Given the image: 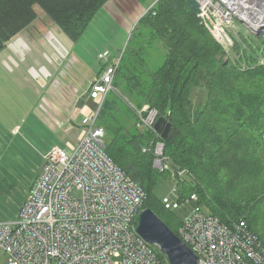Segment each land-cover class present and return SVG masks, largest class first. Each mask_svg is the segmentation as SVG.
Here are the masks:
<instances>
[{"label":"trees","instance_id":"16d2710c","mask_svg":"<svg viewBox=\"0 0 264 264\" xmlns=\"http://www.w3.org/2000/svg\"><path fill=\"white\" fill-rule=\"evenodd\" d=\"M109 1L0 0V48L37 19L36 5L77 36ZM238 36L233 61L187 0H157L119 57L108 60L119 62L97 124L109 158L143 189L141 208H151L175 234L182 219L154 192L160 173L172 177L152 166L156 140L170 167L185 171L174 174L181 201L195 194L211 215L228 226L242 219L264 243V33ZM145 104L170 123L164 137L135 127Z\"/></svg>","mask_w":264,"mask_h":264},{"label":"built area","instance_id":"2783aa9c","mask_svg":"<svg viewBox=\"0 0 264 264\" xmlns=\"http://www.w3.org/2000/svg\"><path fill=\"white\" fill-rule=\"evenodd\" d=\"M197 2L201 23L228 56L234 37L246 29L237 16L246 18L256 8H251V0ZM98 57L102 71L87 89L97 108L81 106L77 141L51 146L16 217L0 221V264H169L159 248L137 232L143 189L105 152V130L97 117L119 59L109 63L107 53ZM136 112L137 127L152 128L158 111L146 105ZM153 154V167L169 170L173 177L184 175V170L170 167L163 143L154 144ZM171 193L173 197L161 199L169 210L183 202L175 182ZM195 200L192 194L184 202ZM179 236L198 264H264V243L242 219L228 226L200 205H192Z\"/></svg>","mask_w":264,"mask_h":264},{"label":"rangeland","instance_id":"374dc122","mask_svg":"<svg viewBox=\"0 0 264 264\" xmlns=\"http://www.w3.org/2000/svg\"><path fill=\"white\" fill-rule=\"evenodd\" d=\"M153 2L154 0H140V2L137 0H120V3L117 6L113 0L107 2L104 7L98 10L85 29L77 36L68 34L64 29L53 23L45 15L42 9L36 5L35 10L38 15L37 19L25 28V34H21V37L25 40V47L23 51L12 49L13 52L18 54L13 55L18 62H20L21 68H27L28 71V66L32 65L36 71L39 70L37 71L40 74L39 78H42L45 81V84L42 87H39L38 97L41 96L50 102L59 99V96L73 100L72 95L74 88L71 87L70 84L75 81L81 83L80 86L79 84H77V86H79L80 92L86 96L90 84L89 80L93 77H95L93 80H96L98 73L102 71L103 63L98 57L99 54L107 53L109 56L108 60L119 57L133 28L134 22H131L132 20H135L133 14L137 15L139 13V10H137V8H139L138 6L145 10L146 4L150 6ZM132 11L134 13H131ZM244 27L246 28L244 31H242L240 27V32L242 31L243 34H247L249 29L246 26ZM249 32L251 31L249 30ZM240 35L238 37H240ZM11 43L12 41L9 42V40L6 42L8 45ZM56 43L61 46V49ZM8 52L7 49L5 54ZM228 56L233 61L237 59L234 58L236 56L235 50L230 51ZM0 57L3 56L1 55ZM55 57L59 58L62 62L54 63L53 59L56 60ZM5 58L8 59V56L5 55ZM258 60L261 61L262 57L258 56ZM40 65L45 66L50 71L56 70V72L54 71L56 76L49 77V75H43L40 71ZM242 66L245 68L243 64ZM12 75L13 78H17V71L15 72L14 70ZM54 80H56L58 84ZM31 90L34 92L32 88ZM54 97L57 99H54ZM42 103L44 106L41 105L39 108L41 107V112L46 117V112L43 107L48 111L52 110L43 99ZM85 104L88 107L92 106L94 109L97 108L95 103L87 96ZM146 105L147 104L143 105L142 108ZM39 108L37 105L38 115H40ZM67 109L68 107L66 106L62 108L64 111ZM119 114L120 111L118 110L116 115ZM135 121L138 122V119ZM136 122H134L135 127H137ZM54 129L58 132L56 127ZM29 153L34 154V157H36V153L33 150ZM42 164L43 161L41 160L38 165L36 162H32L20 166L15 165L10 169L5 170L4 176L0 178V219L12 216L15 206L17 207L16 210L19 207L17 203L22 200V197L23 199L24 197L26 199V196H23V194L27 195V190L36 178ZM24 182L29 184L27 190L23 185L21 187L19 186ZM172 187V179H170L167 174L160 173L156 179L154 192L160 199L165 196L173 197V194L171 193ZM192 205V201H183L172 211L183 220L189 213ZM203 209L207 211L204 206ZM259 234H262V230L259 231Z\"/></svg>","mask_w":264,"mask_h":264},{"label":"crops","instance_id":"0c3cea01","mask_svg":"<svg viewBox=\"0 0 264 264\" xmlns=\"http://www.w3.org/2000/svg\"><path fill=\"white\" fill-rule=\"evenodd\" d=\"M113 1L116 6L120 3V0ZM137 1L140 2V0ZM113 6L115 7L114 4ZM147 6L148 4H146L145 10L138 6L140 8H137L139 13L137 15L133 14L135 20L131 21L132 23L134 22L133 26L151 5L146 9ZM131 13L134 12L132 11ZM22 33L25 34L26 29L9 39V42L12 41L11 44H5L0 48V56H3L0 57V178L4 176L5 170L15 165L20 166L32 162H36L37 165L40 164L48 150L55 144L64 146L67 142L75 143L81 131L82 114L80 108L86 103L85 101L79 105L80 100L85 97L79 90L81 85L79 81L70 84L74 88L73 100L59 96V99L54 97L57 100L50 102L41 96H37L39 95V87L45 84V81L39 78L40 74L37 72L39 70L36 71L32 65L28 66V71L27 68H21L20 62L13 55L18 54L12 51V49L23 51L25 40L21 37ZM56 45L61 49L58 43ZM7 49L9 52L5 54ZM5 55L8 56V59L5 58ZM55 59H53L54 63L62 62L57 57ZM14 70L18 73L17 78L12 77ZM40 71L43 75H49V77L56 76L54 74L56 70L50 71L43 65H40ZM94 78L90 79L92 81L89 80V83L93 82ZM31 88L34 92H32ZM42 99L52 110L48 111L43 107L46 117L41 112V107L39 108L41 105L44 106ZM37 105L40 109V115H38ZM65 106L68 109L64 111L62 108ZM55 127L58 132L55 131ZM32 150L36 153V157H34V154L29 153ZM22 185L26 187V190L29 187L26 182L19 186L21 187ZM23 196L26 195L23 194ZM24 201L25 197L24 199L22 197V200L17 203L18 209ZM16 208L15 206L12 216L0 219V221L13 219L19 211Z\"/></svg>","mask_w":264,"mask_h":264},{"label":"water","instance_id":"95a60500","mask_svg":"<svg viewBox=\"0 0 264 264\" xmlns=\"http://www.w3.org/2000/svg\"><path fill=\"white\" fill-rule=\"evenodd\" d=\"M187 2L198 14L199 3L197 0H187ZM237 19L254 34L264 33V19L253 22L241 16H237ZM169 127V123H165L162 117H159L154 125V129L160 133L161 137L166 135ZM137 232L148 243L157 245L169 264H198L194 252L151 208H143L138 214Z\"/></svg>","mask_w":264,"mask_h":264},{"label":"bare ground","instance_id":"6f19581e","mask_svg":"<svg viewBox=\"0 0 264 264\" xmlns=\"http://www.w3.org/2000/svg\"><path fill=\"white\" fill-rule=\"evenodd\" d=\"M261 4H263L264 5V0H251V2H250V6H251V8H254L255 6H256V9H251V11H249V14H247V16H245L247 19H249L251 22H253V21H257V20H262V19H264V6L263 5H261ZM259 8H262V9H259ZM159 117H157V119H158ZM157 119H156V121H157ZM156 121H155V123H156ZM164 122L165 123H169V122H167L165 119H164ZM155 123L153 124V126H152V128H143V129H152V130H154L156 133H158L159 135H160V133L159 132H157L155 129H154V125H155ZM169 125H170V123H169ZM160 137H161V135H160ZM157 143H162V141H160V140H156L155 142H154V144H157ZM153 149H154V145H153ZM153 156H154V154H153ZM154 158V157H153ZM167 162H168V160H167ZM169 163V162H168ZM152 166H153V162H152ZM155 168V167H154ZM156 169V168H155ZM158 170V169H157ZM160 171V170H159ZM171 173V172H170ZM171 176H172V174H171ZM171 179H172V181L173 182H175V176L173 177H171ZM196 199H197V197H196ZM144 200V199H143ZM143 202V201H142ZM193 202V205H198L197 203H196V200L195 201H192ZM163 204V203H162ZM165 207V206H164ZM166 208V207H165ZM141 210H142V208H141ZM140 210V211H141ZM169 210V209H168ZM140 213V212H139ZM209 213V212H208ZM220 220V219H219ZM239 221V220H238ZM238 221H235V222H238ZM222 222V221H221ZM223 223V222H222ZM182 224V223H181ZM231 225H232V223H231ZM231 225H229V226H231ZM181 226V225H180ZM180 228V227H179ZM249 229V228H248ZM179 238H180V236H179V229H178V234H176ZM181 239V238H180ZM182 240V239H181ZM146 241V240H145ZM183 241V240H182ZM147 242V241H146ZM184 242V241H183ZM148 243V242H147ZM185 243V242H184ZM263 243V242H262ZM150 244V243H149ZM186 244V243H185ZM151 245H154V246H156L157 248H158V246L157 245H155V244H151ZM187 245V244H186ZM188 246V245H187ZM189 247V246H188ZM190 248V247H189ZM191 249V248H190ZM195 254V253H194ZM196 255V254H195ZM196 260H197V257H196Z\"/></svg>","mask_w":264,"mask_h":264}]
</instances>
